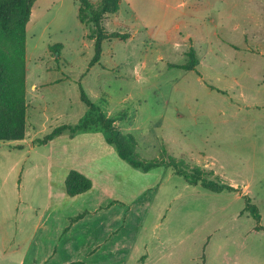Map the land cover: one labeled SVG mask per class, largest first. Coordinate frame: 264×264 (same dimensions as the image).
<instances>
[{
	"label": "rangeland",
	"instance_id": "374dc122",
	"mask_svg": "<svg viewBox=\"0 0 264 264\" xmlns=\"http://www.w3.org/2000/svg\"><path fill=\"white\" fill-rule=\"evenodd\" d=\"M76 12L36 0L26 26L25 137L0 142V264H264V0H122L103 27L130 37L103 41L91 67ZM191 48L198 65L176 67ZM99 112L136 160L238 188L259 223L236 193L131 168L97 125L38 144ZM72 169L92 187L70 197Z\"/></svg>",
	"mask_w": 264,
	"mask_h": 264
},
{
	"label": "trees",
	"instance_id": "16d2710c",
	"mask_svg": "<svg viewBox=\"0 0 264 264\" xmlns=\"http://www.w3.org/2000/svg\"><path fill=\"white\" fill-rule=\"evenodd\" d=\"M77 4L76 17L78 22L88 30V38L93 41L94 56L89 66L100 61L102 55V43L109 39L126 40L129 33H106L103 21L109 16L117 15L120 11L122 0H74ZM36 0H0V142L22 141L25 137V118L27 106L25 104V77H26V26L30 20L32 8ZM187 62L176 66L183 70H193L198 65L195 52L191 48L187 52ZM80 100L93 111L91 103L82 87L79 86ZM93 109V110H92ZM99 126L107 137L106 143L110 145L117 156L126 162L131 168L149 172L164 166L172 168L174 173L183 177L184 181L192 186L220 193L233 192L240 195V190L225 183H218L208 179V173L204 171L178 170L174 161L151 160L140 161L135 159L134 148L136 143L131 135H122L114 126V121L104 117L100 112L96 117L86 116L81 124L73 127L61 125L54 128L49 134L38 141L40 145H46L68 130L71 135L86 130L90 126ZM72 138V137H71ZM92 187L91 180L76 170H70L64 181L63 189L67 196L73 197L83 194ZM245 201V210L259 223L258 209L250 203L245 195H240ZM84 214H79L70 220V224L81 219ZM69 226L63 233H66ZM258 230H262L257 226ZM67 264H86L83 261H73Z\"/></svg>",
	"mask_w": 264,
	"mask_h": 264
},
{
	"label": "crops",
	"instance_id": "0c3cea01",
	"mask_svg": "<svg viewBox=\"0 0 264 264\" xmlns=\"http://www.w3.org/2000/svg\"><path fill=\"white\" fill-rule=\"evenodd\" d=\"M32 14V13H31ZM79 172V171H78Z\"/></svg>",
	"mask_w": 264,
	"mask_h": 264
}]
</instances>
